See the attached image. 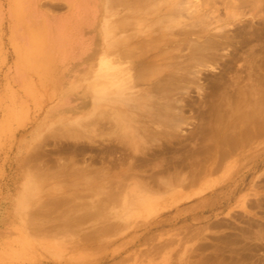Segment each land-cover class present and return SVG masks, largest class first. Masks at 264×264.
I'll list each match as a JSON object with an SVG mask.
<instances>
[{"label": "rangeland", "instance_id": "1", "mask_svg": "<svg viewBox=\"0 0 264 264\" xmlns=\"http://www.w3.org/2000/svg\"><path fill=\"white\" fill-rule=\"evenodd\" d=\"M74 2L101 83L0 74V264H264V0Z\"/></svg>", "mask_w": 264, "mask_h": 264}, {"label": "crops", "instance_id": "2", "mask_svg": "<svg viewBox=\"0 0 264 264\" xmlns=\"http://www.w3.org/2000/svg\"><path fill=\"white\" fill-rule=\"evenodd\" d=\"M74 1L0 0V74L4 79L8 76L10 89L25 97L30 94L33 100L41 99L42 92H58L59 62L70 59V69L79 73H73L78 78L66 87L65 99L78 91L87 90L88 95L92 85L101 83L108 59L106 22L100 18L96 25L100 49L94 51L90 42L91 50L85 45L83 52H76L73 45L80 38V29L93 25L77 19ZM92 58H96V66L87 68Z\"/></svg>", "mask_w": 264, "mask_h": 264}]
</instances>
